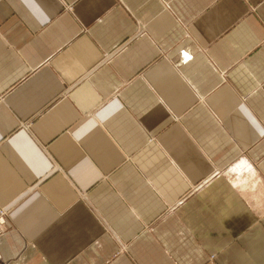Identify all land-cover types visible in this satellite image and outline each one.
<instances>
[{
	"label": "crops",
	"instance_id": "obj_1",
	"mask_svg": "<svg viewBox=\"0 0 264 264\" xmlns=\"http://www.w3.org/2000/svg\"><path fill=\"white\" fill-rule=\"evenodd\" d=\"M0 264H264V0H0Z\"/></svg>",
	"mask_w": 264,
	"mask_h": 264
},
{
	"label": "built area",
	"instance_id": "obj_2",
	"mask_svg": "<svg viewBox=\"0 0 264 264\" xmlns=\"http://www.w3.org/2000/svg\"><path fill=\"white\" fill-rule=\"evenodd\" d=\"M2 221V220H1ZM1 223H3V222H1ZM1 223H0V225H1ZM1 233H2V230H1V228H0V235H1Z\"/></svg>",
	"mask_w": 264,
	"mask_h": 264
},
{
	"label": "rangeland",
	"instance_id": "obj_3",
	"mask_svg": "<svg viewBox=\"0 0 264 264\" xmlns=\"http://www.w3.org/2000/svg\"><path fill=\"white\" fill-rule=\"evenodd\" d=\"M2 220V221H1ZM3 222V219L0 218V223Z\"/></svg>",
	"mask_w": 264,
	"mask_h": 264
}]
</instances>
